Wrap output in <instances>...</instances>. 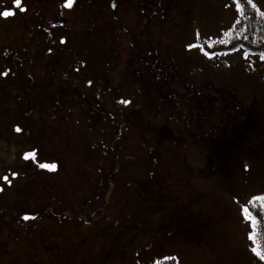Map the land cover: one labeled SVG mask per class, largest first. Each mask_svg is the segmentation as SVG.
I'll return each instance as SVG.
<instances>
[{"label": "rangeland", "instance_id": "obj_1", "mask_svg": "<svg viewBox=\"0 0 264 264\" xmlns=\"http://www.w3.org/2000/svg\"><path fill=\"white\" fill-rule=\"evenodd\" d=\"M67 1L0 0V264H264V0Z\"/></svg>", "mask_w": 264, "mask_h": 264}, {"label": "trees", "instance_id": "obj_2", "mask_svg": "<svg viewBox=\"0 0 264 264\" xmlns=\"http://www.w3.org/2000/svg\"><path fill=\"white\" fill-rule=\"evenodd\" d=\"M247 9L249 13H252L253 9L251 7L248 6ZM242 14L245 15V13H242ZM247 17L248 19H246L244 22L245 23L244 33H246L244 37V41L236 43L234 42L232 38H230L228 46L225 47V51L231 52V51H235L238 48H240V49H244L245 54H248V56H257V55L260 56L264 54V16L261 14L252 13V15L247 16ZM230 36H231V33H230ZM240 38L241 37H235L237 41L241 40ZM245 43L251 46L246 47ZM236 44L239 45V47H237ZM199 45H202V47L205 48L206 50L209 48L208 46H206L207 44L205 43L204 44L199 43ZM207 51L209 54H214V55L215 53L218 52V51L211 50V49ZM215 158L216 156L211 157L209 159L211 161V164L214 163ZM219 172H220V169L218 170V173ZM254 208L255 209H253V212L249 216L251 223H252L250 231H251V238L255 244V251L256 253L258 252L260 253L259 257L261 258V256H264V206L262 203H255ZM253 221L255 223H253ZM163 260L160 261L159 264H164L165 261L163 262ZM262 260L264 261V259ZM166 264H176V258H174L173 261L171 259V262L166 263Z\"/></svg>", "mask_w": 264, "mask_h": 264}, {"label": "flooded vegetation", "instance_id": "obj_3", "mask_svg": "<svg viewBox=\"0 0 264 264\" xmlns=\"http://www.w3.org/2000/svg\"><path fill=\"white\" fill-rule=\"evenodd\" d=\"M109 1V5H110V9H114V8H116V6H117V4H116V2H115V0H108ZM50 53H51V51H48L46 54H48L49 55V57H51L52 59H53V56H50ZM59 55H60V53H59ZM58 55V57H56L55 59L56 60H50V62H52L51 64H53L54 65V67L52 66H50L49 65V68L47 69V70H43V74H44V77H42V79H43V87H49V85L50 84H55L56 82H55V79H56V76L57 75H59V74H57V63H59L60 62V60H61V55L59 56ZM41 57L40 56H38V57H36L35 58V60H39ZM34 63H37V61H35ZM6 72H5V70H1L0 71V78H1V76H4V74H5ZM30 75V74H29ZM65 79V78H64ZM102 79H104L103 80V82L104 81H107V80H105V78L103 77ZM61 80V79H60ZM59 80V81H60ZM63 81H61L60 83H56V86H58V88H62V86H63ZM68 84V86H70V88H73V90L74 91H76L77 93H79L80 91L76 88V85L75 84H73V83H67ZM62 85V86H61ZM3 86V85H2ZM3 88V87H2ZM81 95H83L84 96V98H85V100L89 103V104H92V102H94L95 101V97L93 96L92 97V94L90 95V94H87V95H85L84 93H81ZM15 97H17V99H19L22 103H23V105L24 106H26V105H28L29 104V106H28V109H26L25 110V115L24 116H20L21 115V112L19 111V113H17L15 116H19V118L17 119L18 120V122H20L22 119H30V116H32V114L35 112V110H37V108H38V106H37V103H35V102H33V101H29L28 100V98H24V99H22L21 97L22 96H15ZM0 99H4L3 97H0ZM17 103H18V100H15ZM1 106V105H0ZM6 108H8V107H6ZM22 115H23V113H22ZM15 116H12V117H9V118H12V119H14V117ZM23 126H20L19 128H21L20 129V131L18 132V133H22L23 131H24V128H22ZM166 133H167V131H166ZM26 150V149H25ZM182 224H184L183 222H181Z\"/></svg>", "mask_w": 264, "mask_h": 264}, {"label": "snow or ice", "instance_id": "obj_4", "mask_svg": "<svg viewBox=\"0 0 264 264\" xmlns=\"http://www.w3.org/2000/svg\"><path fill=\"white\" fill-rule=\"evenodd\" d=\"M17 3H19V0H17ZM71 5H72V0H69V5L68 6H71ZM2 15L5 16V17H7V16L14 15V13H12L10 11H5V12L2 13ZM197 46L202 47V45H192V47H197ZM205 54H207V53H205ZM15 130L16 131H20L19 128L15 129ZM41 167H49L50 170H56V165H50V166L49 165H41ZM4 179H7V177H5ZM2 190L3 189H0V191H2ZM258 199L264 200V197H259ZM243 211H244V213H245L246 216H250L251 215V213L249 212V209L248 208H244ZM22 218L25 219V220H27V219H34L35 217H30L28 215H24ZM253 223H255V222L253 221ZM257 255H260V253L258 252ZM261 258L264 259V256H261Z\"/></svg>", "mask_w": 264, "mask_h": 264}]
</instances>
